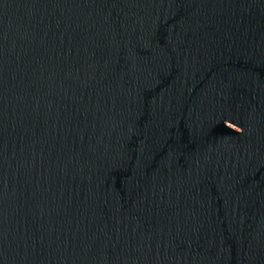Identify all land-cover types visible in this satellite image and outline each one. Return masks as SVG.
Instances as JSON below:
<instances>
[{
	"label": "water",
	"instance_id": "water-1",
	"mask_svg": "<svg viewBox=\"0 0 264 264\" xmlns=\"http://www.w3.org/2000/svg\"><path fill=\"white\" fill-rule=\"evenodd\" d=\"M0 264H264V0H0Z\"/></svg>",
	"mask_w": 264,
	"mask_h": 264
}]
</instances>
